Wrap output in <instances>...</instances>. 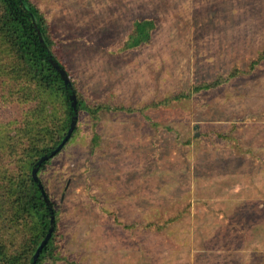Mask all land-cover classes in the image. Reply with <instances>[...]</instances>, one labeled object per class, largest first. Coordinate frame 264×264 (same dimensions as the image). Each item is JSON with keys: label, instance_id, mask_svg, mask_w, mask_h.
I'll use <instances>...</instances> for the list:
<instances>
[{"label": "rangeland", "instance_id": "rangeland-1", "mask_svg": "<svg viewBox=\"0 0 264 264\" xmlns=\"http://www.w3.org/2000/svg\"><path fill=\"white\" fill-rule=\"evenodd\" d=\"M31 1L91 108L39 174L57 212L44 264H264V0ZM20 62L0 39L10 255L38 231L29 168L65 114Z\"/></svg>", "mask_w": 264, "mask_h": 264}, {"label": "trees", "instance_id": "trees-1", "mask_svg": "<svg viewBox=\"0 0 264 264\" xmlns=\"http://www.w3.org/2000/svg\"><path fill=\"white\" fill-rule=\"evenodd\" d=\"M152 27L153 23L151 21H136V33L133 37L132 44L140 45L141 43L150 40V31ZM38 30L41 32L44 44L40 41ZM0 39L5 40L6 43L10 45L11 51L16 54L21 61L17 73L18 77L26 78L32 75L37 81L39 88L43 91L47 90L53 96L59 98L62 102L61 108L65 109L62 127L55 128L54 135L57 136L54 139L53 145L51 147L42 148L38 151L36 160L32 162L31 167L29 168L30 191L28 195L29 199H27L28 201L25 203L24 209L27 212H33L38 219V231L32 236L29 245L23 249V252L20 255H10L7 251L6 244L0 238V264L1 262L6 264H31L34 254L49 232L51 222L50 209L45 202L41 190L32 177L33 167L42 156L55 150L67 135L72 118L75 115L70 100L71 94L74 93L76 96L78 95V116L84 108L88 110H91V108L80 97L74 83H72L73 88L65 86L60 73L50 63V59L53 58L65 68L70 77L69 70H67V67L63 64L62 60L53 49L54 43L50 35L48 22L31 0H0ZM219 84L220 80L212 86H207V88L218 86ZM41 131H43V128H41ZM44 132L45 131H43V133ZM74 133L71 138L74 136ZM52 159L43 163L38 175L46 168L48 162ZM5 178H7V176H5ZM13 180L14 179L11 181ZM50 202L53 211H55L54 215L56 217L57 212L55 210V204H53L51 199ZM56 226L57 224H55V231L36 264H44L46 260H50V258L51 260L54 259L52 244L55 238Z\"/></svg>", "mask_w": 264, "mask_h": 264}, {"label": "water", "instance_id": "water-1", "mask_svg": "<svg viewBox=\"0 0 264 264\" xmlns=\"http://www.w3.org/2000/svg\"><path fill=\"white\" fill-rule=\"evenodd\" d=\"M38 34H39V38H40L41 43L44 44V40H43L41 32L39 30H38ZM50 63L60 73V75H61V77H62V79H63V81L65 83V86L73 88L72 81H71L67 71L65 70V68H63V66L61 64H59L57 61H55L53 58L50 59ZM70 100H71V105H72V108H73V111H74L75 115L72 118L71 125H70V128L68 130L67 135L63 139L62 143L55 150L51 151L47 155L42 156L41 159H39V161L36 163V165L34 166V168L32 170L33 180H34L35 183H37V185H38L39 189L41 190V193H42V195H43V197L45 199V202H46L47 206L50 209V221L51 222H50L49 232L46 235L45 239L40 244V246L38 247L36 253L34 254L31 264H36L38 262L41 253L43 252L45 246L48 244V242L50 241V239H51V237L53 235V232L55 231V215H54V211H53V209L51 207V202H50V199H49L48 195L46 194L44 186H43V184L40 181L38 173H39V170H40V168H41V166L43 165L44 162L52 159L53 157H55L57 154H59L63 150V148L69 142L71 136L73 135V133H74V131L76 129V126H77V123H78V108H77V96H76V94H74V93L71 94Z\"/></svg>", "mask_w": 264, "mask_h": 264}]
</instances>
